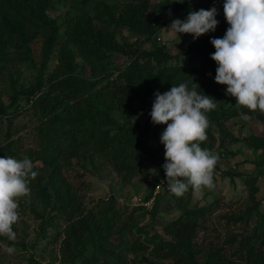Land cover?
Listing matches in <instances>:
<instances>
[{"label": "trees", "instance_id": "trees-1", "mask_svg": "<svg viewBox=\"0 0 264 264\" xmlns=\"http://www.w3.org/2000/svg\"><path fill=\"white\" fill-rule=\"evenodd\" d=\"M49 1L0 0V67L1 64L9 63L10 48L19 50L17 58L25 57L26 60L34 62L31 46L37 32L35 26L46 23L50 33L44 39L46 55L40 65V71L43 72L49 60L48 53L58 42L57 21L46 13ZM93 1L92 15L72 18H75L72 40L80 53L87 57L89 71L85 68L86 64H80L75 60L77 53L72 50L64 52L59 69L61 67L65 73H73L70 77H61L57 83L51 81L48 89L35 98L31 107L39 122L34 133L37 139L36 147L27 150L26 156L44 160L55 171L45 181V185L41 178L30 179L29 198L42 199L43 211L36 209L35 211L38 212L43 227L45 225L56 227L58 232L56 241L58 240L60 244L62 263L133 264L136 262L133 257H127L130 251L140 254L143 250L151 249L155 257L169 260L171 264H264V210H259V203L248 207L245 213L237 217H229L236 223L244 224L240 226L243 228L242 231L241 229L228 231L224 242L215 244V241L208 239L211 236L210 232L215 229L207 225L205 220H200L203 212L211 211L212 207H190L188 201L183 199L189 192L187 191L183 196H177L180 215L171 222L162 223L163 234L156 228L149 234L145 225L138 226L135 211L127 213L129 206L115 204V195L109 201H101V208L97 206L88 208L81 197L80 187L72 186L58 171L64 149L72 152L70 154L77 155V162L83 164L92 155L100 154L121 176L119 178L123 182H130L132 174L139 172L150 157L151 147L148 142L150 134L153 133L149 129V124L143 125L134 118L130 111L131 106L143 104L147 111L149 110V121L151 119L149 113L155 99L154 93L157 90L163 93L170 90L173 84L187 82L191 85L195 81L201 87L198 86V91L206 93L202 78L197 74V64L192 63L195 70L190 75H186V67L183 65L171 67L169 64L171 55L164 51V45L158 43L156 39L159 29H163L167 24L165 18L171 13L181 12L187 16L189 11L193 10L188 0H184L183 3L180 0L177 2L164 0L159 5L156 4L155 9L152 8V3L150 5V0H125L114 7L103 0ZM162 8L166 13H163ZM93 20L104 25L133 29L145 35L143 41L149 43L151 48L133 49L129 43L120 44L108 36V33L101 30L97 32L93 27ZM206 35L210 38L217 37L213 32ZM199 41L202 39H197L191 45L192 54L205 48ZM213 50L215 49H210V52ZM113 52L128 55L127 62L119 67L117 72L110 71L103 64L93 63L94 59L107 60ZM141 58L143 62H140ZM209 64L210 60H207L202 66L206 68ZM155 67L159 69L156 73L153 71ZM76 68L80 74L74 77ZM2 76L0 74V77ZM11 79L14 93L11 95L9 105L0 102L1 115L9 113V107L15 104L20 95L32 97L43 85L41 79L27 89H18V85L13 82L14 78ZM242 108L246 114L264 123V112L259 109L253 111L245 106ZM237 112L236 107L225 105L217 106L208 112L210 123L206 129L207 140L200 142L201 147L205 148L206 145L209 148L213 147L210 142L215 140L216 133L211 129V121L227 113L229 116L236 115ZM8 117L10 122L14 118ZM222 122L221 119L218 122L221 128L219 135L228 137L229 133H226ZM20 129L21 127L14 129L11 124L8 125L7 142L0 145V156L4 153L17 154L13 148L16 140L12 137ZM17 140H20V137ZM244 140L255 153L254 163L258 170V175L254 179L255 184L251 186L250 195L253 197L259 190L256 185L258 179L264 176V132L258 134L251 131ZM59 146H62L60 152L52 153L54 148ZM224 152H228L225 147L220 149L218 156ZM68 155L65 157L67 165L71 163ZM85 157L88 158L82 161ZM214 169H220L218 162ZM50 186H53V191ZM154 192L152 190L143 197L145 201L154 197L151 208L147 209L140 205L134 209H140L144 214L150 211L153 219L158 214L162 198L160 194L156 195ZM257 215L261 217L256 219ZM63 219L65 223L62 222L60 226V220ZM134 232L141 235L145 233V236L135 238ZM41 237L47 238V235L42 234ZM0 239L8 243L12 240L3 235H0ZM29 260L32 264H38L34 256Z\"/></svg>", "mask_w": 264, "mask_h": 264}, {"label": "rangeland", "instance_id": "rangeland-1", "mask_svg": "<svg viewBox=\"0 0 264 264\" xmlns=\"http://www.w3.org/2000/svg\"><path fill=\"white\" fill-rule=\"evenodd\" d=\"M104 3L111 5H119L125 2V0H103ZM164 0H150L152 8L155 9V5ZM177 2L178 0H173ZM191 7L194 9L198 7L196 2L200 0H189ZM202 1V0H201ZM94 1L86 0H50L46 7V13L53 19H56L58 24V42L54 45L51 51H49V60L44 67L43 72L40 71V65L46 55L44 47V39L49 35L50 29L46 26V23H39L35 28L37 29L34 41L31 46V55L34 57V62L26 60L24 58H17L19 50L16 48H8L9 58L8 64H1L0 74V102L9 105L11 102V95L14 93L12 88V79L14 83L18 85V89L29 88L37 84L43 79V85L41 90H38L34 96L27 97L25 94L20 95L14 105L9 107V113L6 115L0 114V145H4L6 140V133L8 125L21 129L13 135L12 138L16 140V144L13 146L17 154H6L2 156H12L17 159L29 158L34 164V170L38 173L36 177L43 180V184L51 177L55 171L50 164L44 162L40 158L26 156L27 150H33L36 147V126L38 120L34 113L32 103L42 92L48 89L51 84L57 83L63 76H69L73 72H67L60 67L61 56L66 51H73L77 53L75 60L80 64H86L87 71L90 69V65L87 63V57L82 55L73 43L72 35L75 32L73 30L74 16L83 17L86 15H92L94 11ZM157 5V6H158ZM219 10L217 18L219 24L216 31L213 32L217 37L222 38L227 28L229 27L224 13L221 7L214 4ZM195 10V9H194ZM166 13V10H163ZM185 19L186 15L181 12L171 13L166 17L165 28L170 26L171 22L176 19ZM72 19V20H71ZM93 27L98 32L99 30L108 33V36L113 37L120 44L129 43L133 49L151 48L149 43L143 41L145 35L134 31L129 28H119L115 25H104L93 20ZM227 26V27H226ZM223 27H226L223 29ZM159 34H156L158 43L164 45L165 52H168L169 64L171 67L174 65H183L186 67V75H190L195 70V66L192 63H196L198 67L197 74L201 76L206 93L215 98L216 105L218 107L229 106L237 109V114L229 116L227 113L221 118L211 121V129L213 133H216V138L213 142H210L212 148L205 146L211 153L219 155L218 152L223 147L228 150L220 155L218 166L220 169L213 170V187L203 188L201 194L194 196L192 189H189L186 195L183 197L185 201H188L190 207H212L211 211H204L203 216H200V220H205L206 224L213 226L214 231L210 232V241H215V244L223 243L225 235L228 231H238L243 228L244 225L235 220H230L229 217H237L241 213H245L248 207L256 206L258 204L259 210H264V176L258 179L256 185L259 190L251 197V186L255 184V177L258 175V170L255 168L254 158L255 153L251 146L246 144L244 138L246 135L253 133L261 134L264 132V123L260 120L252 118L249 114H246L242 106L236 105L235 97L226 94V85L217 83L214 79L216 75L217 63L211 58L210 49H215L211 44V38L206 34L200 36L202 41L199 43L204 44V49L198 50L195 54H192L191 45L194 44L191 34L181 33L179 35L175 33H169L164 29H159ZM162 32V33H161ZM211 33V32H210ZM161 37V40L158 39ZM198 38V39H199ZM66 47V49H64ZM13 51V52H12ZM128 60V55L122 52H113L109 55L107 60L94 59L93 63H100L105 65L110 71L117 72V69L123 66ZM210 60L208 67L204 68L202 63ZM143 62V58L140 59ZM78 68L74 71V77L79 75L77 73ZM154 73L159 71L157 67L153 70ZM73 77V78H74ZM72 78V79H73ZM24 108V110H22ZM21 110V111H20ZM232 110V109H231ZM134 118L140 121L143 125L149 124V129L153 133L150 134L149 145L151 147V154L148 160L145 162L144 167L136 174H132L130 182H123L113 167L108 164L103 155H92L86 162H77V155L70 154L72 152L64 149V156L60 159L59 170L64 178L72 185L79 186L81 189V197L84 200V204L88 207L101 208V201H109L112 196L115 195V204L119 206H129L127 213L135 211L134 216L138 221V226L145 225L149 234L153 233L156 228L163 234L162 223H168L177 218L181 211L180 205L177 200V196H172L166 184V174L162 165L165 163V148L161 143V133L167 127L166 124H154L151 119L148 121V111L143 104L139 106H131V110ZM119 115V113H117ZM217 114V113H216ZM12 121L10 122V117ZM216 117V115H215ZM223 121L226 133L229 136L220 137L221 128L218 126V122ZM148 121V122H147ZM20 137V140H17ZM209 145V144H208ZM62 146L54 148L52 153H59ZM69 154V155H68ZM70 159V164H65L66 156ZM21 157V158H19ZM85 157L82 161L87 159ZM231 173L235 175L232 176ZM250 176V177H249ZM35 177V178H36ZM248 181H251L249 184ZM31 183H29L30 185ZM159 191L156 193L161 195V201L158 207V214L153 219L150 211L143 213L142 210H134L140 205H144L147 209L151 208V204L144 200L150 191H155L157 185H160ZM45 185V184H44ZM51 185V184H50ZM53 191V186H50ZM29 193L18 197L19 202V218L13 225V231L15 237L7 242L0 239V264H32L30 257L34 256V259L38 264H64L61 261L62 253L60 250L59 241H56L57 229L50 225L42 224L41 218H39L38 212L43 211V202L40 197L31 199ZM155 195V196H156ZM53 202V197H52ZM264 216V214H263ZM261 216H256V219ZM65 220H60L61 223ZM65 223V222H64ZM42 234H46L47 238L41 237ZM202 235V232H199ZM7 237L8 235L4 234ZM133 236H145L140 233L134 232ZM38 238V239H37ZM55 238V239H54ZM36 239V244L34 241ZM24 245V246H23ZM127 257H133L136 261L133 264H171L169 260H163L157 258L152 254L151 249L143 250L140 254H136L130 251Z\"/></svg>", "mask_w": 264, "mask_h": 264}, {"label": "clouds", "instance_id": "clouds-1", "mask_svg": "<svg viewBox=\"0 0 264 264\" xmlns=\"http://www.w3.org/2000/svg\"><path fill=\"white\" fill-rule=\"evenodd\" d=\"M223 13L229 27L222 38H211L215 47L211 58L217 63L214 79L227 86L226 94L235 97L236 105L264 112V0H223ZM218 14L215 6L191 10L185 19L176 18L163 29L191 34L196 40L216 31ZM198 86L195 81L191 85L181 82L163 93L157 90L149 113L152 123L167 125L160 137L165 148L162 167L168 190L178 197L189 188L198 196L203 188L213 187V170L219 160L201 147L200 142L207 140V113L217 105ZM37 174L27 157L0 156V235L15 237L17 198L30 192V179Z\"/></svg>", "mask_w": 264, "mask_h": 264}, {"label": "crops", "instance_id": "crops-1", "mask_svg": "<svg viewBox=\"0 0 264 264\" xmlns=\"http://www.w3.org/2000/svg\"><path fill=\"white\" fill-rule=\"evenodd\" d=\"M189 1V0H188ZM190 2V1H189ZM191 3V2H190ZM197 5H199L198 7L194 8L195 10H199L201 8L204 9H210L211 7H213L212 5L217 4L218 6L221 7V10L223 11V0H200V2H196ZM192 4V3H191ZM193 9V10H194ZM218 20L220 18H217ZM227 27V26H226ZM226 27H223V29H225ZM165 28V27H164ZM162 33V32H161Z\"/></svg>", "mask_w": 264, "mask_h": 264}, {"label": "built area", "instance_id": "built-area-1", "mask_svg": "<svg viewBox=\"0 0 264 264\" xmlns=\"http://www.w3.org/2000/svg\"><path fill=\"white\" fill-rule=\"evenodd\" d=\"M158 39L161 40V37L158 36ZM160 186H161V184H160V185H157L156 190H155V192H154L155 194L159 191ZM148 202H149V203L151 204V206H152V204H153V202H154V197L151 198L149 201H147V203H148Z\"/></svg>", "mask_w": 264, "mask_h": 264}]
</instances>
